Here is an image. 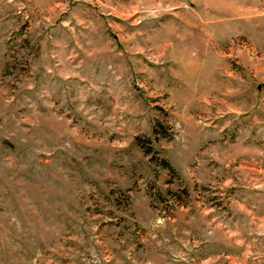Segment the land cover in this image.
Masks as SVG:
<instances>
[{
	"label": "rangeland",
	"instance_id": "rangeland-1",
	"mask_svg": "<svg viewBox=\"0 0 264 264\" xmlns=\"http://www.w3.org/2000/svg\"><path fill=\"white\" fill-rule=\"evenodd\" d=\"M0 264H264V0H0Z\"/></svg>",
	"mask_w": 264,
	"mask_h": 264
},
{
	"label": "trees",
	"instance_id": "trees-1",
	"mask_svg": "<svg viewBox=\"0 0 264 264\" xmlns=\"http://www.w3.org/2000/svg\"><path fill=\"white\" fill-rule=\"evenodd\" d=\"M159 128L165 129L162 125H159ZM138 142H139L140 146L143 149H145V153L147 155H151L152 154V147L149 145L150 140L138 139ZM161 164L164 166L165 169H168V170L172 171V169H171V167H170V165H169V163L167 161H162Z\"/></svg>",
	"mask_w": 264,
	"mask_h": 264
}]
</instances>
